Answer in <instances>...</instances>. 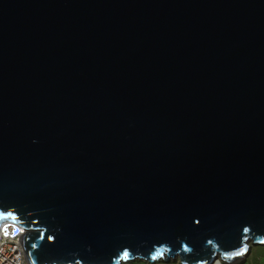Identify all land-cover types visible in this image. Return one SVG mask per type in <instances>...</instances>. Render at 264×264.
Returning <instances> with one entry per match:
<instances>
[{
  "label": "water",
  "instance_id": "obj_1",
  "mask_svg": "<svg viewBox=\"0 0 264 264\" xmlns=\"http://www.w3.org/2000/svg\"><path fill=\"white\" fill-rule=\"evenodd\" d=\"M0 233L29 264L264 247V0H0Z\"/></svg>",
  "mask_w": 264,
  "mask_h": 264
},
{
  "label": "built area",
  "instance_id": "obj_2",
  "mask_svg": "<svg viewBox=\"0 0 264 264\" xmlns=\"http://www.w3.org/2000/svg\"><path fill=\"white\" fill-rule=\"evenodd\" d=\"M9 230L11 231L12 228L10 227ZM22 237L23 234L16 237H10L4 236L0 233V264H29L22 244ZM245 263L240 261L234 264ZM128 264H138V261ZM215 264L223 263L220 261H216Z\"/></svg>",
  "mask_w": 264,
  "mask_h": 264
},
{
  "label": "rangeland",
  "instance_id": "obj_3",
  "mask_svg": "<svg viewBox=\"0 0 264 264\" xmlns=\"http://www.w3.org/2000/svg\"><path fill=\"white\" fill-rule=\"evenodd\" d=\"M138 264H148L139 262ZM157 264H177L176 262H159ZM234 264V263H232ZM245 264H264V247L253 246Z\"/></svg>",
  "mask_w": 264,
  "mask_h": 264
},
{
  "label": "snow or ice",
  "instance_id": "obj_4",
  "mask_svg": "<svg viewBox=\"0 0 264 264\" xmlns=\"http://www.w3.org/2000/svg\"><path fill=\"white\" fill-rule=\"evenodd\" d=\"M8 218H9L8 216H4V217H3L4 220H7ZM11 219H12V220H15L16 217H15V216H12ZM245 251H247V248H244L243 251L238 252L237 254H238V255H243ZM126 256H127V253H125V257H126Z\"/></svg>",
  "mask_w": 264,
  "mask_h": 264
},
{
  "label": "crops",
  "instance_id": "obj_5",
  "mask_svg": "<svg viewBox=\"0 0 264 264\" xmlns=\"http://www.w3.org/2000/svg\"><path fill=\"white\" fill-rule=\"evenodd\" d=\"M177 264H179V263H177Z\"/></svg>",
  "mask_w": 264,
  "mask_h": 264
}]
</instances>
